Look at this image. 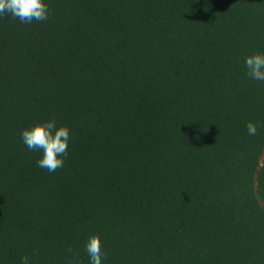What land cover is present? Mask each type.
Instances as JSON below:
<instances>
[{
	"label": "trees",
	"instance_id": "1",
	"mask_svg": "<svg viewBox=\"0 0 264 264\" xmlns=\"http://www.w3.org/2000/svg\"><path fill=\"white\" fill-rule=\"evenodd\" d=\"M45 2L0 16V264H89L93 234L102 264H264V0ZM53 117L49 173L21 133Z\"/></svg>",
	"mask_w": 264,
	"mask_h": 264
},
{
	"label": "clouds",
	"instance_id": "2",
	"mask_svg": "<svg viewBox=\"0 0 264 264\" xmlns=\"http://www.w3.org/2000/svg\"><path fill=\"white\" fill-rule=\"evenodd\" d=\"M10 15L21 23L32 21L43 22L49 18L50 10L45 0H0V16ZM246 75L255 81L264 82V54L255 53L245 58ZM248 135L257 134V125L249 121L246 125ZM71 129L62 125L57 127L55 117L31 128L24 129L21 133L23 143L30 151H42V157L38 159L37 166L46 169L49 173L64 167L68 155V143ZM85 252L89 257V264H102L107 258L103 250V242L98 234L91 235L84 245ZM68 264H82L79 254L73 252ZM20 264H31L30 257H21Z\"/></svg>",
	"mask_w": 264,
	"mask_h": 264
},
{
	"label": "rangeland",
	"instance_id": "3",
	"mask_svg": "<svg viewBox=\"0 0 264 264\" xmlns=\"http://www.w3.org/2000/svg\"><path fill=\"white\" fill-rule=\"evenodd\" d=\"M263 160H264V156H262V157L260 158V163H262Z\"/></svg>",
	"mask_w": 264,
	"mask_h": 264
}]
</instances>
